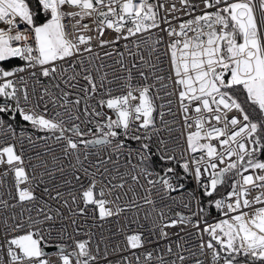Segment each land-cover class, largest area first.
Instances as JSON below:
<instances>
[{
    "label": "snow or ice",
    "instance_id": "1",
    "mask_svg": "<svg viewBox=\"0 0 264 264\" xmlns=\"http://www.w3.org/2000/svg\"><path fill=\"white\" fill-rule=\"evenodd\" d=\"M180 2L191 18L178 30L164 21L165 52L157 47L162 38L152 45L137 39L138 51L128 52L133 61L126 64L116 52L114 67L93 53V37L84 33L118 34L115 41L99 39L100 47L130 40L159 27L162 3L36 0L33 7L30 0H0V114L10 120L19 114L51 133L42 139H53L63 157L76 161L69 173L56 156L54 169L45 161L32 165L44 168L37 183L15 145L0 148V166H8L0 173V264H53L54 258L59 264H205L209 258L210 264H264V0H201L200 14L190 0ZM170 11H177L175 4ZM161 56L168 57L167 75L160 74ZM173 96L183 142L172 136L175 120L166 119L176 115ZM2 115L0 129L16 137ZM24 139L20 131L21 144ZM55 172L62 182H52ZM187 177L195 179L200 197L182 191ZM158 201L190 210L195 204V211L165 220L170 204L158 207ZM213 209L219 217L210 223ZM121 216L137 229L126 223L111 237L101 233L100 242L84 231L89 218L91 229L102 227L96 220ZM141 217L151 220L148 229ZM179 224L197 230V250L180 241L175 248L169 241L163 250L147 249L150 237L169 240L166 229ZM129 231L117 242L118 233Z\"/></svg>",
    "mask_w": 264,
    "mask_h": 264
},
{
    "label": "built area",
    "instance_id": "2",
    "mask_svg": "<svg viewBox=\"0 0 264 264\" xmlns=\"http://www.w3.org/2000/svg\"><path fill=\"white\" fill-rule=\"evenodd\" d=\"M150 2L154 3V4L162 3L164 5L163 8L159 9V13L157 16V19L160 21L158 28H152L148 32H144L142 34H139L137 37L130 38V40L120 39L115 44H109V45H106L104 47L99 46V39L115 41L116 37L118 35L115 31H113L111 29H105L103 37H98V33L96 31L86 32V33H84L85 35H89V36L93 37V41H92L93 53L102 57L103 61L105 63L113 65L114 67H118V65L115 64V61L120 59V57L118 55H116V52H123L124 53V62L126 64H128L130 61H133V57L130 56L128 54V52H129V49L132 52L138 51L135 48L134 44L132 43V41L137 40V39L148 40L149 45H152L154 41L162 38V43L159 44L157 47H158L160 52H165L166 46H167L170 38L168 37L166 31H161V29H167L169 27V25L167 23H165L164 21L165 20L170 21L171 26L173 28H177V30H178L179 23L184 21V20L190 19L191 16L186 14V10L184 9V6L181 4L180 0H150ZM190 2L192 4L198 5V8L195 10L194 14H200V9L203 8V4H202L201 0H190ZM173 4H175L176 9H177V11H175V12L170 11L171 6ZM69 10H71V9H69ZM84 22L89 23L90 27H93V28L95 27L88 20H85ZM21 27H23V25H21ZM125 45H127V48L125 47ZM140 51H145V53H146L147 50L142 47L140 49ZM105 52H113V56L112 57H106V56H104ZM153 60L155 61V55L153 56ZM161 61H162V63L159 64V68L161 69L160 74L167 75L168 69L170 67L169 62H168V57L167 56H161ZM99 62L100 61H97V63H99ZM124 75H126V74H124ZM45 82H47V81H45ZM135 82L136 81H133V83H135ZM141 83H142V81H141ZM114 94H120V92L117 91ZM169 98L174 101V103L172 105V111L174 113H176V115H175V117L167 116L166 119H168L170 122L175 120V123L172 124V127L174 129H177V131H174L172 133V136L180 137L181 142H183L184 137H183L182 133L185 132V129L182 126L183 120L180 117L178 103L176 102L175 96L169 97ZM159 103H161V101H157V104H159ZM42 107H43V105H41V108ZM49 107H51V106H49ZM105 111L108 112L107 109H105ZM108 114L113 115V113L111 111L108 112ZM0 115H2V114H0ZM49 115H51V112H49ZM231 115H237V113L233 112V113H231ZM16 117L19 118L18 123H16L15 120H10L7 115H2V118L6 121V124H9V123L12 124L13 128L16 130L17 136L13 137L10 133L6 134L2 129H0V148L5 147L8 144L15 145L16 153L21 154L22 158L24 159L23 167H25V169L29 175H32L33 173L36 174V181L35 182H37V183L39 182V180L41 178L39 174L44 171V168L43 167L33 168L32 165H39L41 163V161H45L47 163V166L49 169H54L55 165L52 162L53 156L60 158L58 162L63 165V167L65 168V172L69 173L70 172L69 164L70 163L71 164L76 163L74 157H71V156H69L67 158L63 157L60 144L55 143L53 139H47V140L42 139L44 137H50L52 135L51 133L46 132V131H40V130L33 128L30 123L22 121L20 119L19 114H17ZM89 127H92V126L89 125ZM194 130H195L194 126L192 129H189V131H194ZM20 131H24V133H25V139L23 141V144H21L19 141V132ZM93 131H95L94 128H93ZM27 137H32L33 143L30 144L28 142ZM85 138L87 139L90 137H85ZM48 149H51V151H49ZM93 151H94V149H93ZM37 154H40L39 159H37ZM29 157H31V159H29ZM81 159H83V156H81ZM89 159H93V157L90 156ZM85 164H87V162H85ZM7 167H8L7 165L0 166V173H3L7 169ZM179 173H181V175H182L183 174L182 170ZM63 178L64 177H61L60 173L55 172L53 174V181L52 182L53 183H60V182H62ZM67 178L71 179V176L68 175ZM43 179L45 181H48L49 177L47 175H45L43 177ZM180 182L185 185L184 189L182 190L185 194L187 192H195L197 197L201 196L199 186L197 185V183L193 177H187L186 179L181 180ZM7 183H8V186H12L14 183L13 174L11 172H9V176L7 178ZM83 183L85 185H87V183H88L87 179H85L83 181ZM73 184H75V181H73ZM21 186L25 187L27 185L22 184ZM43 186L44 185H40V187L37 188V192H36L37 195L41 194L40 189ZM99 187H100V185L98 184L97 188H99ZM0 191H3V188H0ZM13 193H14V188H13ZM224 194H226V193H224ZM256 194H257L256 192H253V195H256ZM172 195L179 198L181 193L176 192V193H173ZM163 203L170 204V211L168 209L165 210V212H166L165 220H167L169 217L175 218L176 212H181L184 215H191V211H195V204L192 205L191 210L186 209L182 205H180L178 203H174L172 201H163V202L158 201L157 206L160 207ZM92 207L93 206H91V205L89 206V210H90L89 215L90 216H91ZM97 214H98V210H97ZM128 215L131 216V213H129ZM218 217H219V214L217 217H214V218H218ZM197 218L198 217H196L194 219H197ZM214 218L210 219L209 222L210 223L213 222ZM92 223H93V221L90 218L87 219V226L84 228V231L91 230V231L95 232L96 233L95 239L97 242H100L101 233L105 237H111L112 233H116L117 230L124 227L126 223L128 224L130 229H133V230L137 229L136 224H132L130 220L126 222L123 216H121L119 218L118 222H117L116 217L108 218L105 221L96 220L95 223L97 225H102V227H95V228L90 229V226L92 225ZM140 223L144 225L145 229H148L151 225V220H149L148 222H145L143 220V218L141 217ZM201 227H203V225H201ZM181 229H183V231ZM166 231L169 234V240H164V239L157 240V238L155 236L150 237V239L153 242L151 244L146 245L147 249L152 250L153 248L159 247L160 250H163L164 245L166 243H168L169 241L173 242V247L175 248L174 242L180 241L182 244L185 245L186 248H191L193 251L197 250V246H198L200 240L196 234L197 230L195 228H193V226L191 224H189L187 226H185L183 224H179L174 228L166 229ZM125 234H131V232L129 231L127 233H125V232L118 233V235L116 237L117 242L119 240H122L123 236ZM145 235H147V232L145 233ZM84 238H86V237H84V236L77 237V239H84ZM203 238L205 240L208 239V237L206 235ZM103 247H104V245H103V243H101V249H103ZM54 250H51V251H54ZM110 258L113 260H116L118 258V256L112 255ZM53 264H59V261L54 258ZM205 264H210V258L205 259Z\"/></svg>",
    "mask_w": 264,
    "mask_h": 264
},
{
    "label": "trees",
    "instance_id": "3",
    "mask_svg": "<svg viewBox=\"0 0 264 264\" xmlns=\"http://www.w3.org/2000/svg\"><path fill=\"white\" fill-rule=\"evenodd\" d=\"M30 3L33 5V7H36V6H37V5H36V0H30ZM15 63L19 64L20 62L17 60V61H15ZM15 122H16V123L19 122V118H18V117H16ZM261 158L264 159V156H262ZM177 171L180 172L181 169H179V168L177 167ZM218 191H219L220 193H226V192L228 191V188H227V186H225V187L220 188ZM203 199H204V201L206 202L208 198H203ZM218 214H219V213H218L215 209H213V211H212V213H211V217H209V220L212 219V218H214V217H217Z\"/></svg>",
    "mask_w": 264,
    "mask_h": 264
},
{
    "label": "water",
    "instance_id": "4",
    "mask_svg": "<svg viewBox=\"0 0 264 264\" xmlns=\"http://www.w3.org/2000/svg\"><path fill=\"white\" fill-rule=\"evenodd\" d=\"M48 251H51V250H54L53 248H49V249H47Z\"/></svg>",
    "mask_w": 264,
    "mask_h": 264
},
{
    "label": "rangeland",
    "instance_id": "5",
    "mask_svg": "<svg viewBox=\"0 0 264 264\" xmlns=\"http://www.w3.org/2000/svg\"><path fill=\"white\" fill-rule=\"evenodd\" d=\"M107 111L110 112V110H108V109H107ZM229 183H230V181H229Z\"/></svg>",
    "mask_w": 264,
    "mask_h": 264
}]
</instances>
